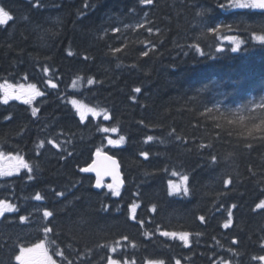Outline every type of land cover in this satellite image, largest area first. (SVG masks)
<instances>
[{
  "label": "trees",
  "instance_id": "1",
  "mask_svg": "<svg viewBox=\"0 0 264 264\" xmlns=\"http://www.w3.org/2000/svg\"><path fill=\"white\" fill-rule=\"evenodd\" d=\"M230 3L0 0V85L42 93L0 90V152L34 169L0 177L18 209L0 216V264L41 241L59 264H264V132L243 126L264 116V9ZM97 148L120 159L118 196L80 171ZM181 175L188 194L170 195Z\"/></svg>",
  "mask_w": 264,
  "mask_h": 264
},
{
  "label": "snow or ice",
  "instance_id": "2",
  "mask_svg": "<svg viewBox=\"0 0 264 264\" xmlns=\"http://www.w3.org/2000/svg\"><path fill=\"white\" fill-rule=\"evenodd\" d=\"M231 7H240V8H259L264 9V0H231L230 5ZM12 17L10 16L9 12L6 11L3 7H0V24L7 23L8 20H11ZM89 84L93 83L91 79L88 81ZM55 87V85H53ZM29 89L32 90L31 94L27 96L25 99V103H31L32 100L36 96L42 95V93L39 92V90H36L35 85H29ZM13 89L12 85H0V90L4 92L3 96V103H7L10 99H21L24 96V93L22 91L23 86H20L21 91L19 93H13L10 91ZM136 91H139V89H136ZM76 102L73 101V104ZM264 107V105H262ZM37 109L32 110L33 116L36 115ZM89 112L92 113L93 116L98 115L99 113L95 109H88ZM81 119L84 118L85 113L81 112ZM107 118V117H106ZM233 123L235 121H232ZM241 122L243 123V118H241ZM249 132V134H252L254 131H260L264 132V116L260 117V123L257 124L253 122L251 124V127H248L247 124L243 125ZM117 129L115 127L111 128V132H115ZM103 131H109V129H103ZM153 137H148V140H152ZM124 137L121 136L119 140H108V144L112 146H116L118 144L123 143ZM49 143H53L52 141H49ZM41 145H43V142H41ZM59 147V145H55ZM96 155L98 157L103 156V159L108 162L105 163L102 167L98 166L97 163L94 161L93 164L80 169L83 173H92L95 172L96 174V181H95V187L96 188H103L105 187L103 182L104 176H111L113 178V183H109L106 185V187L111 190L112 195H119V187L123 184L122 180H119V173L116 170L117 164L113 157L108 156L106 152H102L100 148H97ZM141 155L147 157L148 153H141ZM213 159H215L213 157ZM21 169H26L29 173L33 172V166L30 165L27 161L24 160V158L20 155L12 156L11 154H6L4 152H0V177L4 176H12L15 173H19ZM173 175H176L175 172H173ZM28 179L31 180L32 176L29 175ZM188 176L187 175H181L180 183L177 184L173 181H169V194L170 195H187L188 194ZM58 196H63V193H57ZM37 200L43 199V197L40 196L39 193H37L36 197ZM135 205L132 206L133 213L135 212ZM258 208L264 210V201H261L260 204L257 205ZM18 211L17 206L13 203H10L8 200H0V216H3L6 212H16ZM229 219L225 223L224 227L227 228L229 224H231V215L232 213L229 211ZM44 218L52 217L53 212L49 211L48 209H45L43 212ZM135 219V215L132 217ZM29 217L21 215L19 217V221L21 223H24L28 221ZM201 220L204 218L201 217ZM52 229L49 227L44 228L45 237L47 238V234L51 232ZM163 236H172L176 237L179 235V239L184 241L185 243L188 242V236L189 234L187 232L184 233H169V232H163L161 233ZM125 239H127L125 237ZM51 243H55V241H51ZM119 244V242H117ZM135 247V245H133ZM117 248L113 247L112 251L115 252ZM39 252V255L37 253ZM56 255L63 256L62 252H56ZM16 261L19 262V264H56V261L53 260L52 256L48 255V250L45 247V242L41 241L40 243L33 245L32 247H24L21 245L19 254L15 256ZM260 259H264V257H261ZM70 264V262H69ZM108 264H119L118 261L112 260L109 257ZM150 264H163V261H152ZM177 264H179V261H177Z\"/></svg>",
  "mask_w": 264,
  "mask_h": 264
},
{
  "label": "rangeland",
  "instance_id": "3",
  "mask_svg": "<svg viewBox=\"0 0 264 264\" xmlns=\"http://www.w3.org/2000/svg\"><path fill=\"white\" fill-rule=\"evenodd\" d=\"M20 86H23L22 91L24 93V96H28L29 94H31L32 90L29 89L28 86H25V85H16L10 91H12L13 93H19L21 91ZM78 108H79L80 112H84V113H87V114L91 113V112L88 111V109H95L99 113L98 115H95V116H105L103 111H101V110H99L97 108H94V107L91 108V107L85 105L84 103H79L78 104ZM180 179L174 180L173 182L179 184L180 183ZM187 186H188V183H187ZM29 247H32V246H29ZM37 255H39V252L37 253ZM48 255H50L49 252H48ZM56 264H58V263L56 262ZM119 264H121V263H119ZM226 264H230V263L228 262Z\"/></svg>",
  "mask_w": 264,
  "mask_h": 264
},
{
  "label": "water",
  "instance_id": "4",
  "mask_svg": "<svg viewBox=\"0 0 264 264\" xmlns=\"http://www.w3.org/2000/svg\"><path fill=\"white\" fill-rule=\"evenodd\" d=\"M107 153V155L108 156H111V157H113L114 158V160L116 161V164H117V171H118V173H119V180H122L123 181V184L121 185V186H124V180H123V177H122V171H121V166H120V163H119V160H118V158L116 157V156H114V155H112V154H110L109 152H106ZM94 161L97 163V165L98 166H103L105 163H108V162H106L104 159H103V156H100V157H98L96 154H95V159H94ZM93 161V162H94ZM93 162L91 163V164H93ZM90 164V165H91ZM92 174H95V172H92ZM95 176H96V174H95ZM112 179L113 180V178L111 177V176H104L103 177V182H104V180H106V179ZM99 189V188H98Z\"/></svg>",
  "mask_w": 264,
  "mask_h": 264
}]
</instances>
